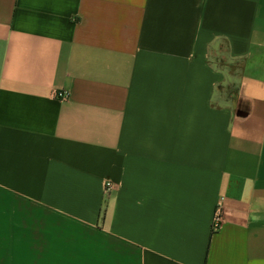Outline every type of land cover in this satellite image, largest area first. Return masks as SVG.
<instances>
[{"label": "crops", "instance_id": "1", "mask_svg": "<svg viewBox=\"0 0 264 264\" xmlns=\"http://www.w3.org/2000/svg\"><path fill=\"white\" fill-rule=\"evenodd\" d=\"M0 264H264V0H0Z\"/></svg>", "mask_w": 264, "mask_h": 264}, {"label": "trees", "instance_id": "2", "mask_svg": "<svg viewBox=\"0 0 264 264\" xmlns=\"http://www.w3.org/2000/svg\"><path fill=\"white\" fill-rule=\"evenodd\" d=\"M224 52H212L210 56V61L217 68L232 73L233 76H237L240 68V61L229 62L225 60ZM218 92L220 96H224L227 102H231L238 93V86L234 83L233 85H228L227 87L219 86Z\"/></svg>", "mask_w": 264, "mask_h": 264}, {"label": "built area", "instance_id": "3", "mask_svg": "<svg viewBox=\"0 0 264 264\" xmlns=\"http://www.w3.org/2000/svg\"><path fill=\"white\" fill-rule=\"evenodd\" d=\"M58 97L62 100L68 99L69 93L68 92H60L58 93ZM113 183L108 181L106 183V189H112ZM224 210H225V200L224 198L219 199L217 202L213 219H212V231L218 232L224 223Z\"/></svg>", "mask_w": 264, "mask_h": 264}]
</instances>
